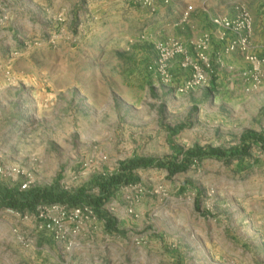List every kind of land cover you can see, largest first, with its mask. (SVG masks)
Listing matches in <instances>:
<instances>
[{"label":"rangeland","instance_id":"rangeland-1","mask_svg":"<svg viewBox=\"0 0 264 264\" xmlns=\"http://www.w3.org/2000/svg\"><path fill=\"white\" fill-rule=\"evenodd\" d=\"M37 4L0 0V264H264L246 229L264 216V152L253 144L247 156H229L244 134L264 136V79L253 87L242 55L239 68L212 58L206 86L183 94L152 73L86 79L74 53L84 29L67 27L59 12L46 18ZM194 148L225 158L207 157L174 176L135 170V183L102 206L116 230L106 232L95 214L70 250L37 231L33 216L49 206L21 213L2 204L6 189L25 184L70 195L84 188L97 198L95 183L117 175L120 164L179 163L180 152Z\"/></svg>","mask_w":264,"mask_h":264},{"label":"crops","instance_id":"crops-1","mask_svg":"<svg viewBox=\"0 0 264 264\" xmlns=\"http://www.w3.org/2000/svg\"><path fill=\"white\" fill-rule=\"evenodd\" d=\"M29 1L36 5L41 2L42 14H46V18L59 12L65 16L67 27L84 29L83 40L74 53L79 60L80 72L86 79L92 74L99 78L113 72L139 73L147 77L151 74L147 68L156 55L149 50L152 44L179 41L188 55L194 57L192 45L204 33L211 36L207 55L212 64V58L218 56L226 66L239 68L242 63L239 53L223 54V47L232 36L228 35L224 42L219 41V31L211 23L218 17L234 18L238 8H244L252 19L250 52L256 55L264 53V0H157L153 12L136 0ZM188 6L192 11L189 19L183 22L181 17ZM132 41L134 45H131ZM180 62L181 57H177L169 67L175 85L189 77V71L181 69ZM245 65L248 69L249 65ZM228 88L234 89V84L229 83ZM249 221L246 229L256 241L253 250L263 256L264 216ZM222 222L219 220V224ZM212 224L214 227L216 223ZM219 232L225 233L224 225L219 227Z\"/></svg>","mask_w":264,"mask_h":264},{"label":"built area","instance_id":"built-area-1","mask_svg":"<svg viewBox=\"0 0 264 264\" xmlns=\"http://www.w3.org/2000/svg\"><path fill=\"white\" fill-rule=\"evenodd\" d=\"M136 1L142 7L151 11L155 10L157 0ZM191 11L192 7L188 6L183 12L181 17L183 22L189 19ZM211 23L219 31V41L224 42L228 35L232 36L231 41L224 45L223 54L242 55L249 65L247 76L253 87H257L264 79V54L257 56L250 52L252 37L250 14L244 8H238L234 18L218 17L212 19ZM210 43L211 36L208 33L202 34L192 45L195 55L191 57L179 41L159 42L155 45V60L147 70L158 78L161 86L175 89L177 94L205 87L207 72L211 69L207 55ZM177 57H181V69L189 71V77L180 85L174 84V77L169 71L170 63ZM27 188V184L22 187L23 190ZM33 217L39 221L38 233L48 236L53 242L64 243L66 250H70L74 246L73 239L80 235L83 226L94 221L95 212L89 206L72 207L66 210L63 206L51 205L39 207ZM27 219L25 216L24 220ZM16 236L22 246L28 248L32 245L31 241L24 240L17 233Z\"/></svg>","mask_w":264,"mask_h":264},{"label":"trees","instance_id":"trees-1","mask_svg":"<svg viewBox=\"0 0 264 264\" xmlns=\"http://www.w3.org/2000/svg\"><path fill=\"white\" fill-rule=\"evenodd\" d=\"M260 145L264 152V136L258 133H246L241 137L240 148L230 152L231 158H241L248 155L251 145ZM181 161L163 162L149 158H134L120 164L117 175L107 181H97L95 184L100 190L97 198L88 197L86 190L81 188L76 194H67L58 188L27 189L25 191H14L6 189L2 195V204L5 208L16 212H34L38 206H51L55 204H66L70 207L88 205L97 216L105 222V230L111 233L116 230V222L102 212L103 204L112 196L116 188L122 185L135 183L133 172L137 169L158 168L166 170L169 175L174 176L186 172L194 162H201L207 157L225 158V153L215 149L194 148L186 152H180Z\"/></svg>","mask_w":264,"mask_h":264}]
</instances>
